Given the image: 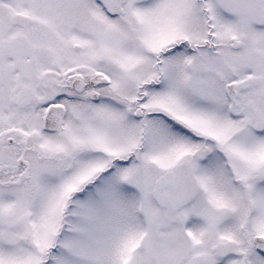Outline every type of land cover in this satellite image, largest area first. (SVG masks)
Returning a JSON list of instances; mask_svg holds the SVG:
<instances>
[{"label":"snow or ice","instance_id":"snow-or-ice-1","mask_svg":"<svg viewBox=\"0 0 264 264\" xmlns=\"http://www.w3.org/2000/svg\"><path fill=\"white\" fill-rule=\"evenodd\" d=\"M0 264H264V0H0Z\"/></svg>","mask_w":264,"mask_h":264}]
</instances>
